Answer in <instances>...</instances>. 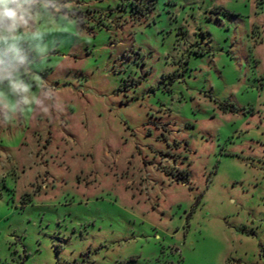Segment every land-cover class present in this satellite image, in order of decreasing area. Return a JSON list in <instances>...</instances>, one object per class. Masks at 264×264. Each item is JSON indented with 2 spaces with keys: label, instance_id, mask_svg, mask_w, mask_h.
Instances as JSON below:
<instances>
[{
  "label": "rangeland",
  "instance_id": "rangeland-1",
  "mask_svg": "<svg viewBox=\"0 0 264 264\" xmlns=\"http://www.w3.org/2000/svg\"><path fill=\"white\" fill-rule=\"evenodd\" d=\"M0 264H264V0H0Z\"/></svg>",
  "mask_w": 264,
  "mask_h": 264
},
{
  "label": "trees",
  "instance_id": "trees-1",
  "mask_svg": "<svg viewBox=\"0 0 264 264\" xmlns=\"http://www.w3.org/2000/svg\"><path fill=\"white\" fill-rule=\"evenodd\" d=\"M181 181H182V183L186 182V181H184V180H181Z\"/></svg>",
  "mask_w": 264,
  "mask_h": 264
}]
</instances>
